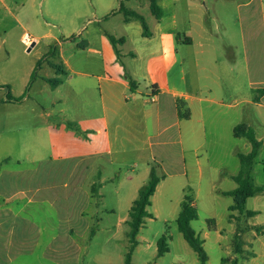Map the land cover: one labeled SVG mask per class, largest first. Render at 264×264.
<instances>
[{
  "label": "crops",
  "instance_id": "0c3cea01",
  "mask_svg": "<svg viewBox=\"0 0 264 264\" xmlns=\"http://www.w3.org/2000/svg\"><path fill=\"white\" fill-rule=\"evenodd\" d=\"M156 1L163 11L161 19H157L153 14L150 0H116L103 16L99 17L94 14L86 22L82 33L78 32L77 37L81 39V42H78L77 38L74 39V35L71 39L68 38L66 43L55 39L52 35V40H54L52 44L58 47L57 59L52 64V80L60 81L58 85L52 87V126L47 128L52 164L73 163L77 160L96 158L98 161L105 160L113 165L135 156L145 162L144 171L117 175L114 179H107L102 172H98L96 192L91 195L82 194L80 190L83 181L87 183L92 177L94 170L90 168L84 170L53 168L52 170L18 173V177L23 178H44L37 182L31 180L33 181L31 187L39 185L40 188L49 189V183L53 185L58 181L65 188L66 193H64L67 198L62 201H47V199L36 201L29 198L28 194L31 190L23 193L28 198L27 205L49 204L50 207L60 210L58 227H52V240H57L61 235L71 237L73 227L76 225L84 226L86 231L89 228L87 226L92 224L97 226L93 237L95 238L101 233V227L105 222L110 221L112 226L108 228L111 234L109 241L119 242L121 234L127 235V242L123 244L126 250L125 255L122 253L119 258L123 259L121 264H125L129 247L128 220L131 208L139 198L140 191L150 181L153 165L157 167L159 174V166L156 165V160L159 158L156 152L157 147L179 145L184 163H186V155H193L197 168L202 172L200 162L202 152L205 151L208 143V133L217 137L214 131L216 126L224 121L230 134L237 141L245 139L234 136V128L238 125H246L256 132L253 125L247 122L250 118L253 120L261 118V124L264 126V96L257 101L252 93L255 85L264 90V64L254 69L255 74H259L260 77L254 78L249 68L250 57L259 55L261 49L264 48V0ZM125 11L142 16L149 28L150 36L144 34L142 22L136 17L126 16ZM223 15L228 16V21L234 25V30L225 27L229 47H239L233 41L236 36L244 50L247 85L245 93L242 87H238L236 81L231 78H226V80V76H210L208 73L205 78L196 75L195 78L193 76V79H190L184 69L185 62L192 63L196 67L205 63H218L217 58L210 57V49L216 34L213 26L215 25V29L220 32L219 24ZM12 19L17 23L29 19L32 24L26 26L28 31L34 30L35 27L40 28V31L37 29L34 40L47 35V32L42 30L46 20H39V12L33 0H25L21 5H18L17 0H0V51H4L8 44L9 21ZM108 36H113L117 40L124 38V43L117 46L119 56ZM238 61L239 58L234 54L232 64L236 66ZM34 70L35 68L32 72ZM205 71L208 69L206 68ZM30 80L26 89L30 87ZM132 84L134 88L131 87ZM153 88L157 92H154ZM179 100L183 102L184 110L190 113L188 119L180 115ZM220 107H224L225 111H222ZM256 138L263 145L257 132ZM250 149H252L251 145ZM206 154H209L208 150ZM238 154L240 153L237 151L232 152L234 156L238 157ZM136 167L137 165H134L135 169ZM240 167H238L239 171ZM239 171L226 176L233 179ZM221 172L224 173V171ZM222 175L225 177V173ZM159 176L162 179L151 198L152 204L148 208L150 217L145 219L146 222L161 217L160 211L151 213V208L160 194H166L171 204L175 187L183 190L184 199L186 196L187 189H185L182 176ZM17 183L21 185L25 182L18 180ZM108 185L113 187L111 194L108 193L114 199V202L110 203L105 201L106 196L104 195V189ZM237 187L238 185L231 190L219 192L214 185L211 194L224 195L225 192L233 191ZM45 189L42 192L34 191V197L50 193ZM53 192L52 190V196H54ZM184 199L183 201L177 200L172 207V214L175 213L177 205L182 209ZM194 204L196 206L195 199ZM246 205L244 213L255 212L256 215L250 218L255 220L261 212L257 208L248 210ZM180 212L179 214L177 212L176 223ZM237 212L240 215L241 211L237 210ZM17 216L20 217V213ZM28 220L33 219L28 218ZM195 221L191 223L193 229ZM229 221L233 222L230 219ZM61 225L67 226L69 230ZM28 226L29 223L24 224V227ZM144 226L137 238L138 245L132 256V264H136V259L140 261V256L148 253L156 256L157 259L173 253L172 248L175 244L173 235L165 234L168 238L169 250L159 257L160 238L157 243L156 241L151 242L142 234ZM211 229L218 233L219 239H222L223 232H219L215 225L208 228L204 239H201L196 232L203 242L204 249L206 239L211 235ZM16 233L22 236L29 231L22 228L17 229ZM43 233L50 234L51 231L41 230V234ZM253 235L255 238L259 236L254 230ZM182 237L186 241L183 234ZM24 239L20 237V240ZM178 241L182 252L175 254V262L177 264H201L198 254L189 243L186 241L194 253L184 244L183 240L178 238ZM249 247L246 246V248ZM19 257L20 255L13 261ZM209 260L208 257L207 264ZM106 262L113 264L112 259ZM147 262L149 260L145 261ZM221 262L227 264L225 258H222Z\"/></svg>",
  "mask_w": 264,
  "mask_h": 264
},
{
  "label": "rangeland",
  "instance_id": "374dc122",
  "mask_svg": "<svg viewBox=\"0 0 264 264\" xmlns=\"http://www.w3.org/2000/svg\"><path fill=\"white\" fill-rule=\"evenodd\" d=\"M33 1L39 12V20H46V24L42 26V30L47 32L46 37L34 40L35 33L37 29L40 31V28L35 27L34 30L28 31L26 26L32 24L29 19L20 23L12 19L9 21L8 44L4 51H0V264H109L106 262L108 259H112L113 264H121L123 259L119 258L122 253L125 255L126 250L123 244L127 242V235L121 234L119 242L109 241L111 234L108 228L112 226L110 221L105 222L101 227V233L95 238L93 237L97 226L92 224L87 226L89 228L86 231L84 226L76 225L73 227L71 237L61 235L57 240H52V227H58L60 210L50 207L49 204L27 205L28 198L23 193L31 190L32 192L28 194L29 198L36 201L45 199L62 201L67 198L65 188L58 181L53 185L49 183L51 187L48 186L49 189L40 188L39 185L31 187L33 182L31 180L37 182L44 178L18 177L21 171L90 168L94 170L92 177L87 183L83 181L80 190L82 194L91 195L93 186L98 184V172H102L107 179H114L117 175L144 171L145 162L135 156L113 165L105 160L98 161L96 158L77 160L73 163L52 164L47 136V128L52 126V86L48 80H52V64L58 56V47L52 44L54 43L52 35L64 43L74 35V39L77 38V41L81 42L77 36L78 32L82 33L86 22L94 14L99 17L103 16L116 0ZM24 2L25 0H17L18 5ZM219 26L220 32L215 29V25L213 26L216 34L210 49V57L217 58L218 63H205L196 67L192 63L185 62L184 69L190 79H193V76L195 78L196 75L205 78L208 73L210 76H226L225 79L231 78L236 81L238 87H242L245 93L247 90L246 62L241 42L235 36L233 41L239 47H229L225 27L234 30V25L228 21V16H221ZM26 35L31 38L29 44L25 43ZM21 37H23L22 41ZM29 48L31 51H28ZM234 54L239 58L236 66L231 62ZM250 58L249 63L252 65L250 67L249 64L250 71L254 78L260 77L259 74H255L254 69L264 64V48L261 49L259 55H252ZM33 68H35L34 72H32ZM206 68L208 71H205ZM31 74L34 75V80L29 89H26ZM7 84L11 88H6ZM252 93L257 101L264 96V90L257 85L253 86ZM220 108L225 111L224 107ZM247 122L253 125L258 138L263 141L262 148L254 162L252 176L257 186H264V126L261 124V118L259 120L250 118ZM207 126L209 129L208 122ZM214 131L217 137L208 133V143L205 151L202 152L200 160L202 172L197 168L193 155H186V163H184L179 145H170L156 148L159 157L156 160L159 175L182 176L185 189H187L186 195L189 194L195 199L198 219L194 223V229L201 239H204V234L213 225L219 232H223L222 239H219L218 233L211 229V235L206 239L205 250L210 259L208 264H222V258H225L227 264H233L235 260L237 264H264V192L250 198L246 205L248 210L257 208L261 212L255 220L250 219L253 216L244 211H241L240 215L237 210L230 212L229 209L234 204L233 197L220 193L211 194L214 185L219 192L231 190L237 185L230 176H226L239 171L240 165L237 166L240 164L239 158L232 155V152L247 154L251 150L250 144L245 139L235 140L224 121L216 126ZM206 150L209 154H206ZM134 165H137L136 169ZM221 171H224L225 177ZM18 180H24L25 183L18 185ZM44 189L50 193L34 197V191L42 192ZM112 189V185L104 189L107 203L114 202L112 196L108 194H111ZM52 190L54 196H52ZM173 191L172 204L166 194H160L157 197L151 213L160 211L162 215L159 218H153V221H145L142 233L151 242L156 241V243L165 234L173 235L175 240L173 253L162 259H157L156 256L148 253L140 256V261L136 259V264H177L175 254L182 252L178 238L183 240L184 244L194 253L183 239L175 221L181 207L177 205L175 213L171 212L177 200L183 201L184 192L177 187ZM192 205L195 206L194 202ZM18 213L20 217L17 216ZM28 218L33 220H28ZM25 223H29L27 228L24 227ZM22 228L28 230L29 233L18 235L16 230ZM41 230H50L51 233L41 234ZM66 230L69 228L67 227ZM253 230L259 235L258 237H254ZM20 237L25 239L20 240ZM236 239L241 246L239 253L236 252ZM246 246L250 247L246 248ZM18 255L20 257L13 261ZM253 256L255 258H251ZM146 260L149 262L145 263Z\"/></svg>",
  "mask_w": 264,
  "mask_h": 264
},
{
  "label": "trees",
  "instance_id": "16d2710c",
  "mask_svg": "<svg viewBox=\"0 0 264 264\" xmlns=\"http://www.w3.org/2000/svg\"><path fill=\"white\" fill-rule=\"evenodd\" d=\"M151 2V10L153 14L157 17V19H161L163 16L162 9L158 6L156 0H150ZM126 16L136 17L138 18L143 25L144 34L146 36H150L149 28L146 24L145 19L137 13L125 11ZM112 45L116 49V53L119 56V50L117 46L119 44L124 43V38L117 40L113 36H108ZM34 80V75H32L30 80V85ZM52 87H55L60 83L58 79L48 80ZM134 88V84L131 85ZM6 88H10V86H6ZM154 92H157L155 88H153ZM178 109L180 115L183 118L188 119L190 117V113L188 110H184V104L182 101H178ZM234 136L236 138H245L249 141L252 149L248 154H238V158L240 161V171L237 175L233 176V180L237 183V189L225 192V196L234 197L235 204L230 207V211L239 210L244 211L246 202L249 198L254 197L258 193L264 192V186H256L254 178L252 176L254 162L258 156V153L261 149L262 143L258 141L256 138V132L253 128L248 127L246 125H238L234 128ZM162 177L159 176L157 167L152 166L151 168V177L148 184L140 191L139 198L134 202L130 216L128 220V225L130 226L129 232V247L128 252L125 257V264H132V256L135 248L138 245V235L141 231V228L144 226L145 219L150 217L148 213V208L151 206V198L155 194L157 186L161 181ZM97 185H95L92 190L96 192ZM194 202L193 197L189 194L185 196L184 202L182 203V209L180 215L177 220V224L180 232L184 235V238L189 243V245L194 249V251L198 254V257L201 261V264H207L208 255L203 247L202 240L198 237L196 231L192 227V222L198 219V212L196 210V206L192 205ZM248 215L254 216L255 212H248ZM236 239V252L239 253L241 246L240 242H237ZM168 238L166 235L162 236L158 242V256H163L166 252H168ZM233 264H237L236 260Z\"/></svg>",
  "mask_w": 264,
  "mask_h": 264
},
{
  "label": "built area",
  "instance_id": "2783aa9c",
  "mask_svg": "<svg viewBox=\"0 0 264 264\" xmlns=\"http://www.w3.org/2000/svg\"><path fill=\"white\" fill-rule=\"evenodd\" d=\"M25 43L26 44H29V43H31L30 41H31V38L29 37V35H26V37H25Z\"/></svg>",
  "mask_w": 264,
  "mask_h": 264
},
{
  "label": "water",
  "instance_id": "95a60500",
  "mask_svg": "<svg viewBox=\"0 0 264 264\" xmlns=\"http://www.w3.org/2000/svg\"><path fill=\"white\" fill-rule=\"evenodd\" d=\"M35 44H33V46H34ZM28 51H31V48H29V50Z\"/></svg>",
  "mask_w": 264,
  "mask_h": 264
}]
</instances>
